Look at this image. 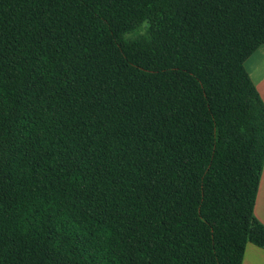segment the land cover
Instances as JSON below:
<instances>
[{"label":"trees","instance_id":"obj_1","mask_svg":"<svg viewBox=\"0 0 264 264\" xmlns=\"http://www.w3.org/2000/svg\"><path fill=\"white\" fill-rule=\"evenodd\" d=\"M264 0H0V264H242Z\"/></svg>","mask_w":264,"mask_h":264},{"label":"crops","instance_id":"obj_2","mask_svg":"<svg viewBox=\"0 0 264 264\" xmlns=\"http://www.w3.org/2000/svg\"><path fill=\"white\" fill-rule=\"evenodd\" d=\"M245 67L264 102V44L261 45L245 62ZM256 218L264 224V169L260 181L256 204ZM242 264H264V249L248 243Z\"/></svg>","mask_w":264,"mask_h":264},{"label":"snow or ice","instance_id":"obj_3","mask_svg":"<svg viewBox=\"0 0 264 264\" xmlns=\"http://www.w3.org/2000/svg\"><path fill=\"white\" fill-rule=\"evenodd\" d=\"M262 91H264V89H262Z\"/></svg>","mask_w":264,"mask_h":264}]
</instances>
